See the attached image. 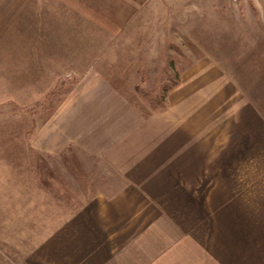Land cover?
I'll return each instance as SVG.
<instances>
[{
	"label": "crops",
	"instance_id": "obj_1",
	"mask_svg": "<svg viewBox=\"0 0 264 264\" xmlns=\"http://www.w3.org/2000/svg\"><path fill=\"white\" fill-rule=\"evenodd\" d=\"M82 4L0 0V264H264V124L241 83L256 79L247 59L195 60L167 109L144 115L101 78V61L117 72L105 51L118 28L86 54L101 23Z\"/></svg>",
	"mask_w": 264,
	"mask_h": 264
},
{
	"label": "rangeland",
	"instance_id": "obj_2",
	"mask_svg": "<svg viewBox=\"0 0 264 264\" xmlns=\"http://www.w3.org/2000/svg\"><path fill=\"white\" fill-rule=\"evenodd\" d=\"M80 2L85 3L82 5L88 9L92 8L95 21L101 23L95 27V32L87 30L90 39L85 46L86 54L104 52L110 32L118 28L119 45L105 51L107 55H118L119 61L112 63H115L117 72H112L113 67L109 69L108 61H101L98 64L101 78L107 76L105 80L117 86L118 91L144 115L158 114L167 109L170 91L179 85L183 69L195 60L207 54L223 56L230 53V56L247 59L245 67L256 79L242 76L241 83L248 91L255 86L264 124V0ZM89 64L86 63L87 66ZM113 73L118 77L115 78ZM60 80L49 97L53 105H57L77 83L76 76ZM254 81L256 85H253ZM41 106L25 112L14 107L8 112L14 116L45 112V105ZM0 113L3 115L2 110Z\"/></svg>",
	"mask_w": 264,
	"mask_h": 264
},
{
	"label": "trees",
	"instance_id": "obj_3",
	"mask_svg": "<svg viewBox=\"0 0 264 264\" xmlns=\"http://www.w3.org/2000/svg\"><path fill=\"white\" fill-rule=\"evenodd\" d=\"M157 100V99H156Z\"/></svg>",
	"mask_w": 264,
	"mask_h": 264
}]
</instances>
